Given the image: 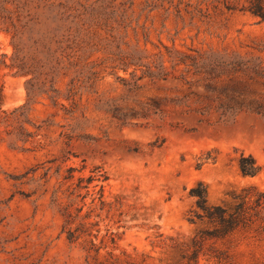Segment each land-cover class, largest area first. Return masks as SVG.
Masks as SVG:
<instances>
[{
  "label": "rangeland",
  "instance_id": "rangeland-1",
  "mask_svg": "<svg viewBox=\"0 0 264 264\" xmlns=\"http://www.w3.org/2000/svg\"><path fill=\"white\" fill-rule=\"evenodd\" d=\"M246 4L0 0L20 47L0 30V264H184L191 237L211 230L192 187L205 183L212 204L264 191V115L227 119L204 96L210 65L264 64V21ZM241 153L257 175L241 174ZM66 206L97 257L62 231ZM259 208L263 218L205 239L199 264H264Z\"/></svg>",
  "mask_w": 264,
  "mask_h": 264
},
{
  "label": "trees",
  "instance_id": "trees-1",
  "mask_svg": "<svg viewBox=\"0 0 264 264\" xmlns=\"http://www.w3.org/2000/svg\"><path fill=\"white\" fill-rule=\"evenodd\" d=\"M245 10L259 16L264 21V0H247ZM5 7L0 6V30L11 32L15 51L20 49L19 42L14 41L18 37V28L10 15H5ZM20 19V18H19ZM28 21L24 25H27ZM207 67V81L205 83V98L208 107L212 106L219 112L221 117L230 118L239 110H251L264 115V64L236 56L229 62H220ZM225 75L226 81L218 85L215 79ZM212 77V78H210ZM261 85V90H256L249 84ZM0 83V103L3 101V91ZM207 109V108H205ZM238 167L242 175L254 176L261 171V165L252 154L241 153L238 158ZM93 175V174H92ZM90 175L86 177L87 187L94 179ZM72 176H66L69 179ZM107 177L105 176L104 179ZM84 176H79L82 182ZM256 191V192H255ZM190 194L195 196L196 208L199 211L198 217L210 225L209 233L201 229L200 234L191 237L188 243V251L185 255L184 264H199V258L207 238H224L241 227H247L255 222L256 218H263L260 213V204L264 199V191L259 190L255 185L243 186L239 191L231 192L232 202L212 204L208 199V188L205 183L199 182L192 187ZM254 202L257 208H253ZM62 231L69 241L75 242L83 239L86 241V249L97 257L100 247L94 241L93 234L88 222L83 220L78 225H74V215L68 206L62 212ZM85 219V216H84ZM88 237H84V235ZM84 237V238H83Z\"/></svg>",
  "mask_w": 264,
  "mask_h": 264
}]
</instances>
